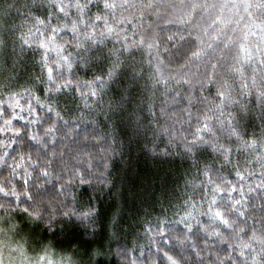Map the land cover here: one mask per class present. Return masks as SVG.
Here are the masks:
<instances>
[{
    "label": "snow or ice",
    "instance_id": "6c2138e0",
    "mask_svg": "<svg viewBox=\"0 0 264 264\" xmlns=\"http://www.w3.org/2000/svg\"><path fill=\"white\" fill-rule=\"evenodd\" d=\"M13 9L31 22L19 35L6 19ZM200 13L204 23L194 19ZM0 14V70L40 51V72L23 92L11 77L0 83V264L5 248L7 264H17L14 256L19 264H103L108 253L82 236L59 258L55 242L81 226L97 234L100 208L92 197L81 203L73 188L97 176L90 147L106 153L111 145L102 136L89 145L83 109L99 106L125 75L121 98L135 102L143 69L129 61L138 52L152 69L140 112L164 120L162 134L179 141L196 174L176 218L146 221L149 243L115 255L122 264H264V0H0ZM133 115L138 126L147 119ZM253 121L259 132H249ZM10 234L23 243L12 247Z\"/></svg>",
    "mask_w": 264,
    "mask_h": 264
},
{
    "label": "trees",
    "instance_id": "16d2710c",
    "mask_svg": "<svg viewBox=\"0 0 264 264\" xmlns=\"http://www.w3.org/2000/svg\"><path fill=\"white\" fill-rule=\"evenodd\" d=\"M24 2L25 0H18L20 4ZM23 11L22 9L21 13H17L13 9L6 17L10 25L18 27L17 35L31 26V22L22 14ZM200 15L203 13L197 14L194 19L204 23L200 21ZM169 27L175 31L180 26ZM169 34L168 31L162 32L161 39L165 40ZM39 60V50H26L17 62L15 70L11 67V60L7 67L0 70V83H8V78L11 77L12 89L23 92L24 87L32 82V77L39 74ZM147 60L146 53L138 52L135 61H129V63H136L137 68L143 69V79L139 80L137 91L134 93L136 98L134 103L129 105L121 98V93L125 92L128 82L125 75L121 77L119 84L113 85L108 90L99 106L93 104L92 111L83 109V105H80L85 112L80 129L89 135V145L96 143L92 139L93 136L105 137L106 140L101 141L104 147L111 145L106 153L100 152L99 146L90 147L96 156L94 164L97 165V176L93 178V184L90 187L77 185L73 188V192L77 194L81 203L86 205L92 197L93 204L100 208V216L96 224L97 234L94 239L86 236L84 235L86 229L81 226L74 230V233L69 232L55 244L57 248L66 249L71 240L82 236L83 239L90 241L91 248H99L108 253L104 257L103 264H122L121 258L115 255L117 247L126 246L132 249L146 246L149 243L144 233L146 221L154 225L157 217L163 218L165 215L175 219L173 212L177 206L183 204L185 198L192 194L191 189L186 188V181L195 176L196 169L181 155L182 147L179 141L170 143V137L162 134L164 120L157 124L146 110L143 113L140 112V107H144V99L152 92V82L149 80L152 69ZM81 75L83 76V73ZM162 91L163 89H159L157 96ZM23 102L21 100L22 104ZM76 102H79L78 98ZM72 106L70 103L69 107ZM133 111L141 118L147 117L143 119L142 125H137ZM156 111H159V100H157ZM78 114V112L74 113V115ZM149 120L153 122L149 123ZM14 123L20 124L18 121ZM168 123L170 124L171 121ZM258 124L259 121L249 123V132L254 128L259 132V128L256 127ZM176 127L179 128L180 125L177 124ZM80 138L82 139L83 135ZM112 149L115 151L113 152ZM101 156L107 157V170L103 167L105 161L100 158ZM200 159L211 162V155L202 153ZM240 159L243 161L244 157L241 156ZM255 167L259 173V167ZM99 172H104V175L99 176ZM255 179L258 180V176ZM100 180H106L107 184L100 183ZM196 198L199 199V196L197 195ZM113 221L117 222L116 228L113 227ZM114 232L115 236H113ZM47 237L51 238V233H48ZM10 238H12L11 235ZM18 242L20 243V240ZM145 251L147 252L146 247ZM134 255L138 256L139 251Z\"/></svg>",
    "mask_w": 264,
    "mask_h": 264
},
{
    "label": "rangeland",
    "instance_id": "374dc122",
    "mask_svg": "<svg viewBox=\"0 0 264 264\" xmlns=\"http://www.w3.org/2000/svg\"><path fill=\"white\" fill-rule=\"evenodd\" d=\"M0 23H2V22L0 21ZM10 235H11V234H10ZM11 237H12V238H9V239L7 240V243H9L12 247H15V246H16V243H17L19 240H20V243H23V240L21 239V236L18 237V235H16V236L11 235ZM18 238H19V240H18ZM0 239H4V237H0ZM12 241H13V242H12ZM28 247H29L30 249H34V248H35V244L32 242V240H29ZM68 248H69V247H67L66 249H68ZM61 250H62V249L55 247V251H56V253H57V258H59V255H60V253H61ZM31 252H32V251H31ZM31 252L29 251V255H30V256H31V255H34V254L31 253ZM4 253H5V262H6V264H7V261H8V259H9V252H8V249H7V248H5ZM14 258L16 259L17 264H19V257H18V256H14Z\"/></svg>",
    "mask_w": 264,
    "mask_h": 264
}]
</instances>
